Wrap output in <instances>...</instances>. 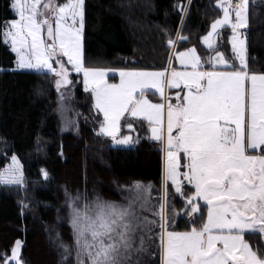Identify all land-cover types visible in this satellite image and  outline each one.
<instances>
[{
  "label": "snow or ice",
  "instance_id": "6c2138e0",
  "mask_svg": "<svg viewBox=\"0 0 264 264\" xmlns=\"http://www.w3.org/2000/svg\"><path fill=\"white\" fill-rule=\"evenodd\" d=\"M248 2L239 0L233 6L230 0H218L223 17L202 37L213 49L217 29L230 25L231 48L239 67L219 51L202 61L193 47L175 55L183 70L169 64L148 71L83 66L85 0L62 4L12 0L17 18L0 25V36L16 53L17 69L54 72L59 91L70 83L61 60L66 57L75 72L83 73L85 91L91 92L93 107L103 114L98 134L110 137L114 144L129 145L132 138H118V133L122 120L130 117L146 121L149 138L163 146L159 212L152 209L148 196L141 195L151 185L140 182H134L136 194L125 198L126 205L99 198L83 209L70 205L77 264H139L133 256L146 251V237L152 238L155 226L160 229V264H264V251L245 238L246 234L264 237V74L249 71L245 40L238 31L247 24ZM178 39L187 37L178 35ZM174 43L168 40L169 45ZM53 59L58 67H53ZM204 63L210 68L205 69ZM109 71H118L119 84L108 83ZM150 89L159 93V102L147 97ZM166 89L178 90L175 103ZM126 126L133 129L132 122L126 121ZM11 159L12 164L0 171V184L23 182L17 157ZM43 174L47 177V172ZM169 182L184 199L185 213L193 217L190 230H169ZM185 183L194 191H186ZM200 201L207 207L206 219L195 226L194 216L202 211ZM147 211L159 221L142 215ZM61 247L68 251L66 245ZM20 250L17 240L2 264H22Z\"/></svg>",
  "mask_w": 264,
  "mask_h": 264
},
{
  "label": "trees",
  "instance_id": "16d2710c",
  "mask_svg": "<svg viewBox=\"0 0 264 264\" xmlns=\"http://www.w3.org/2000/svg\"><path fill=\"white\" fill-rule=\"evenodd\" d=\"M187 1L85 0L84 65L163 70L173 52L194 45L198 49L222 10L218 0H189L188 5ZM181 2L184 6L179 11ZM248 4L247 65L250 72L264 74V0ZM13 18L10 1L0 0V25ZM177 34L187 39L171 53L168 40ZM230 36L229 27L221 28L214 52L231 58ZM190 40L194 41L191 46ZM14 63L15 55L0 36V171L7 157L15 154L27 180V197L0 184V263L20 240L22 264H73L71 257L64 258L61 247L72 246L66 196H114L116 189L135 181L160 189L162 145L140 137L135 146L119 148L98 133L88 141L84 124L77 133H60L54 78L50 73L14 70ZM75 94L80 109L89 105L81 85ZM201 209L194 216L195 226L206 219V206ZM192 219H178L175 230H190ZM245 238L264 251L261 235L246 234Z\"/></svg>",
  "mask_w": 264,
  "mask_h": 264
},
{
  "label": "rangeland",
  "instance_id": "374dc122",
  "mask_svg": "<svg viewBox=\"0 0 264 264\" xmlns=\"http://www.w3.org/2000/svg\"><path fill=\"white\" fill-rule=\"evenodd\" d=\"M9 1H10V7L12 10L13 16H14V18H17L15 11L12 8V0H9ZM43 2H47V0H42V3ZM55 2L57 4H62L64 2H66V0H55ZM187 5H188V1H187ZM187 5L184 8V14L186 12ZM247 12H248V10H247ZM233 14L235 15V13H233ZM222 17H223V10H222V15L218 19H221ZM230 19H231V17H230ZM222 26H226V25H222ZM210 30H211V25H210L209 31ZM229 30L232 31L231 27H229ZM240 34H242V33L240 32ZM178 35L179 34H177L172 39L173 41H175V43L171 47V53L174 50H177V48H179V43L181 42V40L178 39ZM231 37H230V40H231ZM240 38L244 39L243 35H241ZM44 39L47 40L46 34L44 35ZM47 42L51 43V41H47ZM192 43H194V41L190 40V46L192 45ZM229 43H230V47H231V42H229ZM5 44L8 45L11 49L10 43H5ZM197 47H198L197 50L200 54L202 61H205V62L208 60V58L210 56H213L216 53V52H214L216 45L213 47V49H209L207 47V45L202 44V40L199 42V45ZM183 51H185V50L181 49V50H177L176 52H174L175 54H174L173 67H175L176 69L182 68V66L180 65L179 61H177L175 59V55H176V53L183 52ZM219 52L222 53L230 62H234L235 65H239V61L235 59V54L233 53L232 48H231V52L233 55L231 58L227 57V55L224 54L223 52H221V51H219ZM13 54L15 55V63H14V68H13L14 70L50 73L52 75V77L54 78V84H55V81L58 77L55 76L54 72H48L47 70H35V69H17V67H16V59H17L16 53L13 52ZM246 57H247V46H246V41H245V58ZM61 60L64 63L65 67L68 69L70 83L67 85H63L59 91L56 88L57 104H56L55 115H56V119L58 122V129H59L60 133H62V134H65L68 132H76L77 133L80 130L81 124H84V126L86 128L87 140L89 141L93 134L99 132L101 122L103 121V114L99 113V111L93 107L94 101H93L91 92L85 91V87H84V83H83V73L75 72L72 69V66L70 64H68L66 57H61ZM82 61H83V36H82ZM50 62L53 64L54 68L58 67V65L55 62V59H53ZM206 65L209 66V64L204 63V66H206ZM83 66L86 67L84 65V62H83ZM86 68H88V67H86ZM97 68L116 69V70L121 69V68H113V67H109V68L97 67ZM129 70H133V69H129ZM137 70H141V69H137ZM148 71H159V70H148ZM106 79H107L108 83H110V84H119L120 77H119L118 71H109L107 76H106ZM79 85H81L83 91L87 95V99L89 102V105L87 107H85L84 109H80L79 105L75 101V95H76L75 93H76V89ZM166 93H168V95H170L173 98L172 102L175 103L174 102L175 96L173 95L172 91L170 89H166ZM146 94H147V97L151 101L159 102L160 95H159V93H156L154 89L148 90ZM61 95H63V100H61ZM126 121L132 122L133 129L127 128ZM123 136H130L132 138V143H130L129 145H118V144H114V142L112 141V139L110 137H108V138L111 140L112 146L119 147V148L133 147L139 142V140L142 137L143 138L149 137V127H148L147 122L140 120V119L134 120L130 117H126L125 120H122L121 130L118 133V138H122ZM12 156H16V155L12 154V155H9L7 157V162L1 171L7 169L8 166L12 164V159H11ZM17 160L19 161L20 169H21V172L23 174V182L21 184H2V185L7 187V188H10V189L20 190V191H22V195L24 197H27L26 191L24 190L26 187V184H27V180L25 177L23 165H22L21 161L18 159V157H17ZM162 169H163V165H162ZM181 171H183V169H181ZM43 176H45V175L43 174ZM135 182H140V184L143 186L151 185V189L149 190V192L141 191V195L148 196L152 209L156 212H159V204H160L162 185L160 186V189H158V188H156V186H154L150 182H144V181H135ZM133 184H134V182H132L128 185L122 186L119 189H116L114 192L115 193L114 196H108V195H100V196L94 195V196H90V197L75 196V195H67L66 196V198H65V203H66L65 209H66L67 223H68V226L70 228L71 235H72V242H71L72 246L66 245L68 248V251L66 252L64 249V253H65L64 258L65 259H68L69 257H71L73 264H77L75 237L73 234V228H72V224H71L72 207H70V205L74 204L76 207L83 209V206L86 203L91 204L92 202L96 201L97 198H99L101 201H110V202H114L116 204L126 205L128 203V201L125 198L126 197L131 198L132 196H134L136 194L135 189L133 188ZM185 186H189V185H187L185 183ZM185 189H186V191H188V189L186 187H185ZM168 192H169V195H168V204H167V214H168V219H169V230L177 231V230H174V228L177 225L178 219L182 218V219L190 220V217L184 211V208H185L184 199H182L181 197H179L178 194L175 193L170 182H169ZM77 197H78V199H77ZM142 215L148 216L149 219H154L157 222L159 221V217L154 216L152 214V211L144 212V213H142ZM159 232H160L159 227L155 226L152 238L148 239L146 237V241H145L146 251L139 253V254H134V256H133L134 261L138 259L139 264H160V251H159L160 241H159V235H158ZM262 240L264 243V237H262ZM136 243L138 246V244H139V237L138 236H137ZM14 245H15V243H14ZM12 263H14V262H12ZM0 264H2V262Z\"/></svg>",
  "mask_w": 264,
  "mask_h": 264
},
{
  "label": "crops",
  "instance_id": "0c3cea01",
  "mask_svg": "<svg viewBox=\"0 0 264 264\" xmlns=\"http://www.w3.org/2000/svg\"><path fill=\"white\" fill-rule=\"evenodd\" d=\"M188 2H189V0H188ZM221 10H222V8H221ZM234 13V11L233 12H231L230 13V17H231V20L234 22L235 21V15L233 14ZM222 15V14H221ZM247 22H248V19H247ZM224 27H230V25L228 26V25H226V26H222L221 28H224ZM221 28H219V29H217V33L221 30ZM246 28H247V24H246V26L244 27V28H241V29H238V31L239 32H241L242 34L241 35H243V38L245 39V41H246V35H245V30H246ZM233 35V33H232V31H231V36ZM230 36V37H231ZM216 38H217V35L215 36V40H216ZM202 44H204L203 43V41H202ZM246 44H247V42H246ZM205 45V44H204ZM216 45V43L214 44V46ZM213 46V47H214ZM247 46V45H246ZM174 52L171 54V59L169 60V63H168V66H169V64H171V66L173 67V62H174ZM246 62H247V57H246ZM167 66V67H168ZM236 67H239V65H236ZM204 68L205 69H209L210 68V65L208 66V65H206V66H204ZM177 70H183L182 68H178ZM220 70H223V69H220ZM171 91H172V93H173V95L175 96V93L178 91L177 89H170ZM168 94V93H167ZM174 102H176L175 101V98H174ZM163 147V146H162ZM162 155L164 156V153H163V151H162ZM189 187H190V190L191 191H194V189H191V186L189 185ZM200 203V206H202V205H205L204 204V202L203 201H200L199 202ZM203 203V204H202ZM206 206V205H205ZM206 211H207V207H206ZM196 214H198V213H196ZM195 214V215H196ZM191 218H193V217H190V219ZM175 228H176V226H175ZM175 228H174V230H175Z\"/></svg>",
  "mask_w": 264,
  "mask_h": 264
},
{
  "label": "water",
  "instance_id": "95a60500",
  "mask_svg": "<svg viewBox=\"0 0 264 264\" xmlns=\"http://www.w3.org/2000/svg\"><path fill=\"white\" fill-rule=\"evenodd\" d=\"M181 6H184V4L181 2L180 4H179V7H178V10L179 11H181L182 10V7ZM169 46H171V45H169ZM193 47H195V46H191L190 48H193ZM195 49H196V47H195ZM196 52H197V55L198 56H200V54H199V52L197 51V49H196ZM150 131H149V137H150ZM150 139V138H149ZM151 140V139H150Z\"/></svg>",
  "mask_w": 264,
  "mask_h": 264
},
{
  "label": "built area",
  "instance_id": "2783aa9c",
  "mask_svg": "<svg viewBox=\"0 0 264 264\" xmlns=\"http://www.w3.org/2000/svg\"><path fill=\"white\" fill-rule=\"evenodd\" d=\"M230 2L234 6L235 4H237L239 2V0H230Z\"/></svg>",
  "mask_w": 264,
  "mask_h": 264
}]
</instances>
